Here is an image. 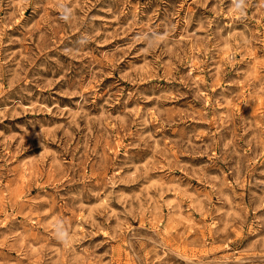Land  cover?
<instances>
[{"label": "rangeland", "instance_id": "rangeland-1", "mask_svg": "<svg viewBox=\"0 0 264 264\" xmlns=\"http://www.w3.org/2000/svg\"><path fill=\"white\" fill-rule=\"evenodd\" d=\"M0 264H264V0H0Z\"/></svg>", "mask_w": 264, "mask_h": 264}, {"label": "clouds", "instance_id": "clouds-1", "mask_svg": "<svg viewBox=\"0 0 264 264\" xmlns=\"http://www.w3.org/2000/svg\"><path fill=\"white\" fill-rule=\"evenodd\" d=\"M234 7L237 11H242L245 5V0H233ZM69 17L67 15H62V19L67 20ZM68 233L65 231L59 232L58 239L65 240Z\"/></svg>", "mask_w": 264, "mask_h": 264}]
</instances>
